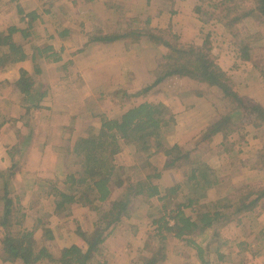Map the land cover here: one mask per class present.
Listing matches in <instances>:
<instances>
[{"label":"trees","instance_id":"obj_1","mask_svg":"<svg viewBox=\"0 0 264 264\" xmlns=\"http://www.w3.org/2000/svg\"><path fill=\"white\" fill-rule=\"evenodd\" d=\"M165 1H168L172 12L176 0ZM229 1L231 0H221L218 6H223ZM251 1L253 9L250 12L229 18L228 15L233 12V9L225 8V10L228 9V13L226 12L225 16L218 20L232 37L237 38L238 35H233L232 29L242 18L256 13L258 18L264 22V0ZM16 10L20 21H25L24 18H27V28L21 30L12 26L0 32V75L8 73L13 67L30 60L33 64V74L30 75L25 69L19 68L14 75L16 78L13 80V85L22 99V104L26 106V110H41L43 109L41 103L47 97V89L44 88L43 91L36 89V78H40L41 74L38 59L43 54L51 52V49L46 47L44 50H40L34 47L32 48L33 54L29 56L23 45L14 41L15 34H19L22 39H25L28 36V31L32 29L33 23L37 21L35 14H24L19 5H16ZM139 19H125L122 31L109 36L127 40L133 44L143 41L155 49L161 48L159 51L163 53V55L161 54L163 61L154 66L152 70L154 80L142 93L161 84L169 77L188 78L208 82L213 89L220 90L221 96L230 98L236 104L244 106L242 97L233 91L229 76L215 64L207 38L202 40L201 46L183 45L171 26L166 29L152 28L149 19L143 21ZM201 21L204 22V20ZM109 36L104 38L94 34L89 37V42L107 43L114 39ZM236 46L239 59L249 61L251 58L249 43L242 38ZM144 49L146 48L144 47ZM149 56H154V53L150 51ZM45 58H52L53 61L59 60L54 52ZM260 75L264 81V70L260 69ZM8 85L10 82L0 79L1 92H4ZM111 95L119 97L125 104L126 102L130 103L132 98L140 94L131 96L123 91H118ZM244 107L264 114V110L260 106ZM261 117V123L255 124L254 127H261L264 115ZM231 119V114L224 115L202 131L199 144L204 141L210 143L220 136L219 145L223 149V153H221L227 155L234 145L228 140L230 134L233 133L229 129ZM99 123V129L90 128L85 136H77L71 143L67 150V156L69 159L73 158L72 165H75L76 168L65 177V183L68 186L66 192H53L56 214L71 204L86 207L96 216L93 229L86 232L78 228L76 230V236L79 239L77 244L58 248L52 253L53 245L50 244H53L54 238L50 230L44 229L39 241L34 243V232L38 230V226L40 227V220L32 226V229L24 228L21 231L19 229L15 236L10 232L14 227L13 219L19 213L14 210L12 201L5 192L0 199L3 202L0 214V235L2 238L0 260L2 262L15 263L18 261L21 264H38L46 260L50 264H107L101 256L104 255L103 244L106 239L115 232L120 224L131 222V212L133 211L131 206L134 203H137L140 209L142 206L149 209L151 207L150 200L154 198L159 201L160 206L158 209L155 208L157 216L152 219L151 227L153 229L146 234V242H152L156 247L148 251L147 256L140 259V264H161L165 258V246L168 238L180 239L186 245L192 248L196 247L197 253L201 255L205 248L210 247L212 240L207 241L206 247L202 249L196 246L194 238L210 230L213 231V234L217 233L218 228L229 223L234 215L252 212L258 202L264 199V188L243 192L237 196L227 194L224 197H217L214 188L220 180L215 176L216 172L199 162L196 157L191 159L189 176L184 179L182 184H175L161 192L158 185L161 172L174 169L179 161L185 160L193 152L183 151L178 145H166L165 134L172 129L175 123L173 113L166 106L145 102L131 106L116 119H108L101 115ZM121 141L132 146L135 152L146 155L138 166L118 167L114 164L113 158L121 150ZM10 155L14 156L12 153ZM156 155H161L164 158V164L160 170L150 161ZM15 164V162L12 164L9 172L14 170ZM132 173L137 175L135 181ZM139 173L145 174L142 176ZM188 183L191 186H183ZM115 184L125 187V189L119 197L111 199ZM185 188H188L189 192L183 196L184 201L178 202V193ZM209 193L215 198L214 201L208 205H202L201 202L204 199H211ZM185 210L190 211L192 216H187ZM16 224L19 227L24 226L23 216L22 219L19 217ZM129 227L135 234V226L131 227L129 224ZM14 237L19 238H16L17 241H15ZM211 239L215 238L211 237Z\"/></svg>","mask_w":264,"mask_h":264},{"label":"crops","instance_id":"obj_2","mask_svg":"<svg viewBox=\"0 0 264 264\" xmlns=\"http://www.w3.org/2000/svg\"><path fill=\"white\" fill-rule=\"evenodd\" d=\"M158 2L159 0H0V32L12 26L18 27L21 30H26L27 20L20 21V16L16 10V5H19L24 14H35L37 16V21L33 23V27L28 31V36L25 39H22L21 35L15 34L14 41L23 45L29 56L33 54L32 48L34 47L40 50L50 47L51 52H54L59 58L58 61H53L52 58H45L46 56H51L52 53L49 51L46 53L47 55L43 54V56L38 59V65L41 69L40 79L42 78L44 85H46L45 88L47 89L48 98H50V96L52 97L51 94H53L52 101L46 97L41 105H43V109L52 111L54 114L53 116H55V112L58 114V119H55L51 123L52 136L46 141L50 143V146L41 151L43 158L41 153H39L38 156V158L43 160L38 161L40 164H43L45 159L50 156V160L48 161L51 163L50 174L42 173L37 175L38 177L32 174L28 176L24 170L18 168L19 164L17 162H15L17 165L14 170L9 172L11 158L13 157H11L10 151L6 150L8 144H0V199L6 192L7 197L12 201L14 210L20 213L19 217H21V219L23 216L24 225L29 221L28 216L31 220L34 219L35 223L38 222V220L42 221L43 218H46L51 222L55 221L56 224L59 223L57 224L58 226L61 225V218L82 221V218L78 219V216L75 215L76 213L89 215L92 222H95L96 216L94 212L77 204L68 205L66 206V208L68 207L67 210L64 208L61 212L56 214L53 192H66L68 188L65 183V177L69 172H66V168L68 170V167H70L67 150L70 148L71 143L77 136H85V130H90V128L94 127L99 128L100 123L98 121H91L92 116L96 115L97 111H99L98 109H101L107 116L109 112L112 113L109 106L112 100H106L107 97H105V94L111 95L118 91H123L131 96L140 94L132 98L130 103L126 102L125 105L122 103L119 104L117 107L118 113H112L114 116L110 119H116L131 106H137L145 102L166 105L174 114L175 123L170 131L173 132L174 136L177 134V129L183 126V122L184 127L187 124L185 136H183L184 138H180L177 142H173V144L181 145V139H183L182 143L187 142L190 137H196L210 125L208 122V124L206 123L204 126L202 121L199 120L202 118L198 116V112H202L204 107L203 103L198 105L201 106L199 109L197 107L192 108L189 104V106L183 108L182 111L184 113L180 114V112H178L179 106L174 107L170 101H167L166 97L169 96L167 90H174L177 92V95L180 94V85L179 87L177 86L180 81L176 80V77L166 78L161 84L142 93L154 80L152 74L154 68L152 69V67L163 61L161 57H158L157 53V50L159 52L161 48L155 49V47L143 41L139 44H133L127 40L109 36L112 33L122 31L123 21L134 17L149 19L152 28L166 29L169 26L173 28L171 23L172 12L169 6H164L162 0ZM163 2H165V0H163ZM176 2L179 6L175 4L174 6L178 7H175L174 10H177L184 4L183 0H176ZM94 34L104 38L108 36L111 38L114 37V39L107 43L97 41L89 42V37ZM178 36L180 42L200 45V43H196L195 41L197 38L201 40L199 38V32L189 31L186 33L183 31L179 33ZM144 47L146 49H144ZM150 51L154 53V56H149ZM220 58L225 59L227 57L222 54L216 60V64L222 67L220 63H217L220 61ZM19 68L25 69L30 75L33 74V64L30 60H27L13 67L8 73L6 72L0 75V79L10 82L8 86H11L16 93L17 90L13 85V80L16 78L14 75ZM212 90L213 89H211V91ZM102 94L105 99L98 101L94 98ZM184 94L185 93L181 95L184 96L182 100H184L185 104V102L188 101V96ZM56 95L58 98L54 99ZM241 95L244 96V94ZM191 99L192 98H189V100ZM197 99L202 100V98ZM9 102L10 101H7L8 105H10ZM260 105L264 109V104L260 103ZM19 108L22 109L23 107L20 105ZM204 109H207L206 106ZM202 114L203 113H201V115ZM204 117H207V115ZM66 118L69 119V122L65 121ZM195 119L198 121L195 126L192 127L194 130V132H192L190 124L191 120ZM179 121L182 123H179ZM1 128L2 126L0 130ZM18 132L20 134L24 133L19 130L16 133ZM190 132L192 134H190ZM2 133L3 131L1 130L0 135H2ZM67 133H69L67 135L68 138H65ZM4 135H2L0 140L4 139ZM36 135L37 138L32 136L34 138L32 141L34 143H32V145L36 142L41 143L40 140L42 141V139H39L37 133ZM167 137L168 135L164 138ZM219 137L220 136H217L214 142L219 139ZM228 140L234 143V141L231 140V136H229ZM8 142L9 140L7 143ZM57 142H60V146L57 145ZM62 143L66 145L64 151H62ZM121 145V151L118 155L116 154L114 158H118L125 149H129L131 152L135 153L132 146L122 141ZM220 148L222 147L220 146ZM221 152L222 149L220 150V153ZM157 156L159 155H156L155 159H157ZM162 159H164L163 156ZM113 162L117 166L115 159ZM154 165L156 166V164ZM167 175L169 176L168 171L161 172V179L158 183L161 192L164 190L161 185ZM12 179L15 181V184L23 179L24 187H21V189L18 188L14 185ZM10 186H13L14 195H11L12 190ZM25 186H32L31 190L29 191ZM33 195L35 200L29 202L28 197ZM112 196L113 195H111V199ZM2 207L3 202L0 200V214ZM65 210L66 213L62 214ZM258 221L262 222L261 225L264 226V215L260 216ZM80 223L83 231L90 232L87 228H83L85 226L83 222ZM39 231L40 230H36L34 232V238H36V234ZM51 233L54 242L62 241L63 239H74L73 244L79 242L76 234L70 236L68 231H63V234L60 235L55 229H51ZM114 233H117V230H115ZM256 233L257 235H254L253 240L250 242L247 241V237L246 239L240 238L239 241H236L230 238L226 239L223 236H219L218 238L216 235V239L218 238V243L220 244L218 245L217 243L213 252L214 259L210 258L211 255H213L208 250L210 248L206 249L208 250L207 252L206 250L202 252L205 255H200L191 249L192 251L187 253L192 256L196 254V257L188 258L187 254L183 253L182 255L185 259L184 264H188L187 262H189V260H191L190 264H264V231ZM213 235L214 234L209 238L213 237ZM41 236L42 234L39 235V238H41ZM55 239L57 241H55ZM1 242L2 238L0 235V250ZM223 247L224 249L222 250ZM173 254L176 253L166 252L164 261L161 264H169ZM207 254L210 255L209 258L205 257ZM178 256H180V254ZM44 263L46 262L42 261L38 264ZM0 264L21 263L18 261L15 263L2 262L0 260Z\"/></svg>","mask_w":264,"mask_h":264},{"label":"rangeland","instance_id":"obj_3","mask_svg":"<svg viewBox=\"0 0 264 264\" xmlns=\"http://www.w3.org/2000/svg\"><path fill=\"white\" fill-rule=\"evenodd\" d=\"M220 1L221 0H183L184 4L187 6L182 4L183 6L181 5V7H179L177 10H174L176 6H173L171 17V23L173 25L172 30L177 35L183 31L186 33L189 31L199 32V38L201 40L198 38L195 40L196 43H200V45L197 46H201L202 40L207 38L212 57L215 59V64L220 55L223 54L227 57L225 59L220 58V61L217 62L220 63L222 67H220L218 64L216 65L224 73H226L227 76H229L232 89L242 97L244 106L247 108H254V106L261 107L260 103L264 104V81L260 75V69L264 70V22L258 18L256 13L242 18L235 24L234 29H232L233 35H238L237 38L232 37V35L228 33L223 25L218 21L225 16L226 12L228 13V9L225 10V8L233 9V12H230L228 15L229 18H233L234 16H240L241 13L250 12L253 9V4L251 0H231L225 3L223 6H218ZM162 3L164 6L169 5L168 1L163 2L162 0ZM176 4L179 6L177 2ZM24 19L25 21L27 20L26 17ZM139 20L143 21L145 19L141 18ZM201 20H204V22ZM242 38L245 39V42L249 43L251 48V58L249 61H243L239 59L236 44H238ZM180 43L183 45L191 44L183 42ZM157 53L158 57H161V54L163 55V53H160V51H157ZM153 68L154 67H152V69ZM176 80L180 81V83L177 85L178 87L180 85V94L177 95V92L174 90H167L169 95L166 97L167 101H170L174 107L179 106L178 112H180V114L184 113L182 111L183 108L189 106V104L192 106V108L197 107L199 109L201 106L198 105L203 103V106H206L207 109H204L203 107L202 112H198V116H201L202 119L199 120L202 121L204 126L206 123L208 124V122L211 125L218 121L222 116L231 114L232 119L229 129L233 132L230 134V136L234 143H230H233L234 145L231 151L226 155L220 153V150L222 149L219 145L221 142V137H219V139H217L215 142L214 140L210 143L204 141L200 144L199 142L202 137L200 136V133L196 137H190L187 142L182 143L183 139H181V145L178 146L181 147L183 151L193 152H191L190 156L185 160L179 161L174 169L165 170L169 172V176L167 175L166 179L161 185L164 191L169 188L167 186L171 187L175 184H182L184 179L189 176L190 163L193 157H196L199 162L205 164L214 170V172H216L215 176L218 180H220L214 188L217 197H224L227 194H233L234 196H237V194L243 192L264 188V122L262 123L261 127H254L255 124L261 123V116L264 114L259 111L257 112L245 109L243 105L240 106L236 104L230 98H224L221 96L220 90H216L215 88L213 89L208 82H200L198 80H190L188 78H176ZM36 83V89L43 91L46 85H44L42 78L40 79L37 77ZM8 87L9 88H7L6 91H0V127L2 126V135L5 134L3 137L4 139L0 140V144H8L7 148L5 147L6 150L14 154L13 158H11L10 167L14 162H17L19 164L18 168L24 170L28 176H30V174L33 176H37L42 173L50 174L51 163L48 162L50 160V156L45 159L43 164L38 162L43 161L42 159L38 158V156L39 153H41L43 158L41 151L50 146V143H47L46 141H48L50 136H52L53 132L51 123L55 119H58V114L55 112V116H53L54 114L52 111L45 109L26 110V106L22 104L20 95L16 93V91H13L11 86ZM211 89L213 90L211 91ZM183 93L188 96V101H186L185 104L184 100H182L184 99V96L181 95ZM240 93L244 94V96ZM51 95L53 97V94ZM52 97L50 96V98H48L47 96L49 100H51ZM54 97V99L58 98L57 95ZM105 97H107L106 100H112L111 105H109L111 108L110 111L113 114L118 113L117 107L119 104H123L122 100L119 97H112L110 94H105ZM193 97L202 98V100ZM94 98L98 101L105 99L104 96L100 97V95L95 96ZM189 98H192L193 100H189ZM7 101H10V105L7 104ZM20 105L23 107L22 109L19 108ZM98 110L99 111H97V114L92 116V122H99L101 115L108 119L114 116L110 112L107 116L105 113H103V111H101V109ZM201 113L203 114L201 115ZM205 115H207V117H204ZM65 121L69 122V119L66 118ZM197 121V119L191 120L190 127L192 128L195 126ZM179 123L182 122L179 121ZM182 125L183 126L177 129L176 136H174L173 132H170L171 130L165 134V137L168 135L167 138H164L167 146L177 145L173 144V142H177V140L180 138H184L183 136H185L184 134L187 124L184 127L183 122ZM94 128V130H97L100 128V126L99 128ZM18 130L24 133H16ZM85 132H87V130H85ZM192 132H194L193 128ZM36 133L38 134L39 139H42V141L40 140L41 143L36 142L32 145V143H34L32 142L34 139L32 136L37 138ZM68 134L69 133L65 135V138H68ZM190 134L192 133L190 132ZM2 135H0V138H2ZM8 140L9 142L7 143ZM57 145L60 146V142H57ZM62 146V151H64L66 146L65 143H62ZM129 152H131L129 149H125V151H123L118 158H113V160L115 159L117 166H138L146 157L144 153ZM155 157L156 156H153L150 161L153 165L156 164L157 167L155 165L154 166L160 170L164 164V159H162L161 155L157 156V159H155ZM72 161L73 158H68L70 167L66 166L68 167V170L66 168V172L73 171V169L76 168L75 165H72ZM132 174H134L133 180L135 181L137 175L135 173ZM139 174L144 176L145 173ZM12 181L18 188L21 189V187H24L23 179H21V181L16 184L13 179ZM183 186L189 187L191 185L188 183L183 184ZM31 187L32 186H25V188L29 191L31 190ZM10 188L12 190L11 195H14L15 193H13V186H10ZM124 189L125 187L115 184V190L113 191L112 198L114 199L119 197ZM188 192V188H185L181 192L179 191L177 201H184L183 196L188 194ZM209 198L211 199H204L201 204L208 205L215 199L212 197L211 193H209ZM28 200L29 202H33L35 200L34 195L28 197ZM150 202L151 207L149 209H146L144 206H142L140 209L138 208L137 203H134V205L131 206L133 209L131 212V222H123L120 224L116 229L117 233H112L109 238L106 239L103 244L104 255H101L103 258L101 256L100 258H102L107 264H140V259L143 256H147V252L153 250L156 247L155 244H152V242H146V234L153 229V227H151L152 219L153 217L157 216L155 208L158 209L160 203L158 200H156V198L152 199ZM65 213L66 212H62V214ZM185 213L187 216H192L188 210H185ZM19 215L13 219L14 227L10 231L12 234H14V236L19 229L20 231L24 230V228L32 229V226L36 224L34 219L31 220V218L28 216L29 221L25 223L26 226L24 225L19 227L18 224H16L17 220H19ZM75 215L78 216V219L82 218V221L61 218L60 226H58L57 224L59 223L56 224L55 221L51 222L50 220L43 218L39 223L40 227L38 226V230L40 231L36 234L34 243L39 241V235H43L44 229L50 231L51 229H55L60 235L63 234V231H68L70 236L76 234V230L78 228L83 230L80 222L84 223L85 226L83 228H87L90 231L93 229V222L89 215H82L80 213H76ZM262 215H264V199H261L258 202L257 206L252 212L234 215L229 223L218 228L219 231L213 235L215 240L209 238L213 234V231L210 230L206 231L203 235H199V237L194 238L195 244L196 246L203 249L206 247V242L212 240L213 242L209 247L210 249L205 248V250L208 249L209 252L213 254L217 246L219 236H223L226 239H234L236 241H239L240 238L246 239L247 237V241L250 242L253 240V236L257 235L256 232L264 231V226L261 225L262 222L258 221V218H260ZM129 224H131V227L135 226V234L132 230H130ZM170 224H172L171 221ZM216 235L218 236L217 239ZM14 238L15 241H17L16 238L19 237ZM73 240L74 239H63L62 241L58 242L53 241V244H50L53 245V247H51V252L53 253L55 250H58V248L61 249L62 247H69L73 245ZM55 241L57 240L55 239ZM219 244L220 243H218V245ZM191 249L197 252L196 247L192 248L191 246L186 245L184 241L180 239L176 240L168 238L165 246V255L166 252L176 253L177 255L173 254L171 256V261L169 264H184L185 259L182 255L183 253H186L188 258L196 257V254L192 256L187 253L191 252ZM223 249L224 247L222 250ZM208 250H206V252ZM179 254L180 256H178ZM202 255L205 254L202 253ZM56 257L58 256L56 255ZM205 257L209 258L210 255L207 254ZM210 258L214 259V254L211 255ZM43 261L46 262L44 264H50L46 260ZM187 263L190 264L191 260H189Z\"/></svg>","mask_w":264,"mask_h":264}]
</instances>
